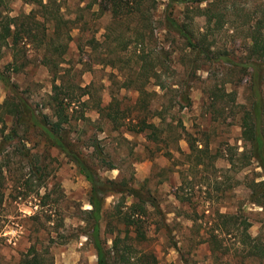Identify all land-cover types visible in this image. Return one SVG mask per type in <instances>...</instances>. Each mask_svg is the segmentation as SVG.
I'll return each instance as SVG.
<instances>
[{
  "label": "rangeland",
  "instance_id": "rangeland-1",
  "mask_svg": "<svg viewBox=\"0 0 264 264\" xmlns=\"http://www.w3.org/2000/svg\"><path fill=\"white\" fill-rule=\"evenodd\" d=\"M262 1L142 0L137 11L130 0L116 15L103 4L88 6V0H4L0 6L10 16L30 14L39 21L36 32L42 40L25 39L16 49L0 46V69L36 109L50 113L44 103L54 73L70 84L90 85L93 101L107 104L115 97L120 108L134 114V85L143 83L150 107L164 108L161 139H154L148 131L114 129L99 117L92 100L86 107L76 106L90 121H78L72 137L99 175L145 183L159 204V214L150 208L146 239L138 242L124 237L125 227L117 216L132 198L120 193L105 197L100 225L104 244L111 245L112 237L120 234L119 247L131 243L135 258L154 255L151 263L143 256V262L133 259L135 264H264V258L247 256L238 244V221L224 223L220 216L244 215L252 223L250 234L264 242V209L248 200L245 185L261 179V169L253 159L239 170L229 163L245 149L239 118L248 99L245 72L226 62H192L166 20L169 15L197 34L207 31L213 47L240 61L249 24ZM205 7L212 17L209 24L201 12ZM44 39L60 46L46 48ZM12 61L22 64L19 71L5 68ZM184 90L189 104L181 106ZM7 93L0 81V103ZM6 122L5 132L12 117L8 115ZM187 141L194 143L193 151ZM96 145L107 154L105 163L95 155ZM1 149L0 264H20L30 247L44 264H96L87 236L90 184L76 165L33 128L20 130ZM212 233L219 242L213 251L207 241Z\"/></svg>",
  "mask_w": 264,
  "mask_h": 264
},
{
  "label": "trees",
  "instance_id": "trees-1",
  "mask_svg": "<svg viewBox=\"0 0 264 264\" xmlns=\"http://www.w3.org/2000/svg\"><path fill=\"white\" fill-rule=\"evenodd\" d=\"M129 1L88 0L86 4L88 6L96 3L99 5L103 4L105 8H109L116 15ZM131 1L137 4V11H139L142 0ZM2 4H4V0H0V6ZM41 6L45 9L47 7L44 3H41ZM201 10V12H204L203 14L207 15L209 24L212 17L208 14V7ZM44 12L46 11L44 10ZM257 14L249 24L247 34L248 45L245 56L240 61L231 59L225 50L213 47L207 31L197 34L185 22H178L169 15L166 17V20L168 25L176 31L179 38L184 42V46L188 50L187 55L192 62H226L231 66L244 70L248 99L247 103L239 110V118L241 120V135L245 143V149L237 157V161H241L240 167H238L237 161L233 157H230L229 163L232 167H236L239 170L241 167L248 165L251 159L256 162L257 166L261 169L260 176L262 178L246 181L245 185L249 190L248 200L264 209V92L262 88L264 85V0ZM44 16H46V13H44ZM38 22L30 14L13 17L7 12L3 13V10L0 9V46L8 45L10 48L16 49L21 42L25 44V41L28 39L40 38L42 40L43 35H39L36 32ZM42 43L46 48L52 46L55 50L60 46V44L55 43L53 40H45ZM141 59L145 61V57H141ZM43 62L45 65L49 63V58L46 54L43 55ZM8 67H10L11 71L17 72L21 69L22 64L12 61L5 66V68ZM153 74L156 77L158 76L156 72ZM150 77L147 76L145 80L149 81ZM0 81L8 91L5 99L0 103V132L2 134L0 156L3 144L16 138L20 130L26 133L29 128H33L39 132L44 136L48 144L59 149L76 165L78 171L84 175L90 184L88 196L90 208L86 209L90 222V232L87 236L95 248L96 264H112L111 260L113 259L118 260L115 262L119 264H135V261L138 259L140 262H143V256L147 257L150 263L154 261L152 253L135 258V255L132 253L131 243H124L119 247L120 242H122L120 234L112 237V243L109 246H106L100 237V225L102 219L105 217L104 201L108 194L120 193L132 198V202L126 205V209L117 213L121 224L125 227L124 237L126 239H135L138 242L145 240L147 226L149 225V218L147 217H149L150 208L159 214L160 207L156 197L145 183L135 185L134 183L118 181L117 179L102 178L87 159V155L78 147L76 142L78 140L72 137V132L77 131L76 126L78 121H90L89 117L85 115L84 109L80 110L76 107H86L89 101H93V94L89 90L90 85L70 84L62 75L54 73L51 80V92L44 103V107L50 110V113H46L41 109H36L28 98L23 95V91L19 89V85L11 79L6 71L1 69ZM156 85L163 88L162 84L156 83ZM143 87V83L134 85V89L138 91V97L134 104L136 114L132 113L131 110L125 111V108H120L119 101L115 97H112L107 104H102L101 101H93L95 111L100 118L107 120L114 129L124 127L137 133L148 131L152 138L161 139L159 135L161 129L159 123L165 118L163 113L164 108L150 107V101L146 98L147 91ZM83 96L88 97L83 99ZM181 102H186V105L189 104L186 90L181 93L179 101L181 106H185ZM8 115L12 117V123L5 132ZM157 118L160 121L156 122ZM91 142L93 143V141ZM187 142L189 149L193 151L195 148L194 143L191 141ZM94 153L102 162H106L107 154L104 152L103 147L96 145ZM1 174L2 168L0 164V176ZM220 214V216H224L225 218L224 223L228 220L236 224L238 221L236 227L238 231V244L242 250L246 251L247 256L264 258V242L262 238L259 235L252 236L248 231L252 225L251 221L244 215L238 217L235 213ZM107 224H111V221H108ZM207 241L210 243L212 251L215 250V247L219 243L214 233L210 235ZM20 264H44L43 257L34 247H30Z\"/></svg>",
  "mask_w": 264,
  "mask_h": 264
}]
</instances>
